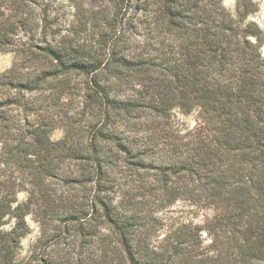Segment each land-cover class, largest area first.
Here are the masks:
<instances>
[{
	"label": "trees",
	"instance_id": "1",
	"mask_svg": "<svg viewBox=\"0 0 264 264\" xmlns=\"http://www.w3.org/2000/svg\"><path fill=\"white\" fill-rule=\"evenodd\" d=\"M68 2L0 0V264H264L250 0Z\"/></svg>",
	"mask_w": 264,
	"mask_h": 264
},
{
	"label": "rangeland",
	"instance_id": "2",
	"mask_svg": "<svg viewBox=\"0 0 264 264\" xmlns=\"http://www.w3.org/2000/svg\"><path fill=\"white\" fill-rule=\"evenodd\" d=\"M60 2L62 9L64 12H61L60 15L66 18V23L68 24L71 19H75L74 12H76L75 7L71 5L68 0H56V3ZM250 4L254 7L255 11H253L248 18L256 21L261 27H264V0H250ZM249 4V5H250ZM223 5L230 11H234L236 6V0H223ZM262 53L264 55V45L262 46ZM14 63V53L11 51L1 52L0 53V74L9 70ZM65 98L62 99L64 101ZM197 114L196 112H190L188 114H182L180 112L175 111L173 116L171 117L176 126L182 128V130H187L192 128L196 121ZM63 135V131L61 128H56L52 134V138H59ZM22 197V194L19 195ZM195 207L190 205L186 201H178L173 206H171L167 211H164L165 215L170 216H183L186 218H193L196 222L202 223L204 220L210 218V216L214 213L211 208L203 209L197 213L194 212ZM30 226L34 228V230L30 233V235H35L37 233L36 224L29 220ZM28 237L24 239V243L27 242Z\"/></svg>",
	"mask_w": 264,
	"mask_h": 264
}]
</instances>
